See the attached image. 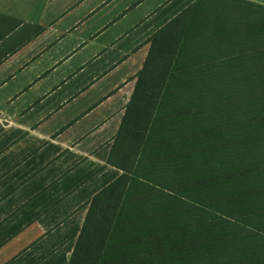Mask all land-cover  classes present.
Segmentation results:
<instances>
[{
	"label": "trees",
	"instance_id": "obj_1",
	"mask_svg": "<svg viewBox=\"0 0 264 264\" xmlns=\"http://www.w3.org/2000/svg\"><path fill=\"white\" fill-rule=\"evenodd\" d=\"M17 20L0 15V39ZM150 46L68 264H264V6L195 0Z\"/></svg>",
	"mask_w": 264,
	"mask_h": 264
},
{
	"label": "crops",
	"instance_id": "obj_2",
	"mask_svg": "<svg viewBox=\"0 0 264 264\" xmlns=\"http://www.w3.org/2000/svg\"><path fill=\"white\" fill-rule=\"evenodd\" d=\"M195 0H0V264H68L150 36ZM264 6V0H247Z\"/></svg>",
	"mask_w": 264,
	"mask_h": 264
}]
</instances>
